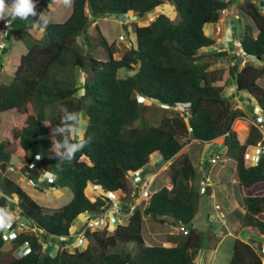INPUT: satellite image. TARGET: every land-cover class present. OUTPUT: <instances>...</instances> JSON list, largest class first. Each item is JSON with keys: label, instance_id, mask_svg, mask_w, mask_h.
Returning a JSON list of instances; mask_svg holds the SVG:
<instances>
[{"label": "trees", "instance_id": "16d2710c", "mask_svg": "<svg viewBox=\"0 0 264 264\" xmlns=\"http://www.w3.org/2000/svg\"><path fill=\"white\" fill-rule=\"evenodd\" d=\"M52 1L35 0L36 15L12 19L8 32V36L28 37L30 43L12 80L0 83V114L12 115L10 121L0 120V183L4 193L0 209L8 211L10 199L17 195L20 216L32 224L23 230L17 220L12 222L9 228L20 230L10 240L6 228L0 227V264H195L204 235L193 228L197 205L192 195L196 194L189 183L179 182L184 175L188 178L194 173L189 159L177 170L173 188H160L128 223L110 232L89 233L87 248L71 252L61 247L52 255L44 245L48 238L65 244L81 214L101 209L104 202L100 198L93 201L86 193L90 182L110 189L125 188L126 175L147 165L153 154L160 153L165 161L174 159L184 147L181 138L213 142L223 137V145L236 158L241 186L249 189L264 182V154L256 163L246 160L248 148L262 141V132L250 123L246 141L240 140L233 127L246 112L235 108L230 98L234 92L247 94L244 105L249 111L258 106L264 120V85L260 84L264 80V0H243L239 5L249 20L241 45L248 56L261 59V65L249 61L242 68L237 54L212 50L217 40L206 33V26L218 24L223 11L236 5L235 0H72V13L66 21H48L42 26L37 13L49 11ZM166 4L174 5L175 15L162 12L148 25L138 23ZM105 14L136 19L134 46L125 48L119 58L115 56L116 45L108 42L97 24L99 44L107 49L108 59L89 56L80 48L79 38L88 39L90 25ZM35 28L38 36L32 34ZM2 52L5 54L7 47ZM226 58L234 64L209 70L214 60ZM121 69H127L125 76H120ZM78 70L85 78L82 85L78 84ZM230 79L237 91L225 92ZM145 98L149 104L144 103ZM187 103V112L172 110L169 115L165 109ZM47 107L53 109V115L47 116ZM62 107L84 115L85 130L80 136L73 135L72 141L90 140L71 163L60 161L54 152V141L60 138L54 137L52 128L60 124ZM152 107L161 112V116L156 113L160 118L157 124L146 119ZM13 146H18L23 166L38 162L45 171L56 174L57 179L48 185L69 189L71 201L48 211L5 176ZM240 199L246 210L238 215L242 226L264 238L260 217L264 194ZM149 216L161 223H184L190 231L170 234L166 245L147 244L143 225L144 217ZM8 242L10 248L5 249ZM121 244H134L135 248H119ZM24 247L25 252L18 254ZM229 264L264 262L251 242L238 239Z\"/></svg>", "mask_w": 264, "mask_h": 264}, {"label": "rangeland", "instance_id": "374dc122", "mask_svg": "<svg viewBox=\"0 0 264 264\" xmlns=\"http://www.w3.org/2000/svg\"><path fill=\"white\" fill-rule=\"evenodd\" d=\"M166 12H168V9H165ZM72 13V0H53L50 3V10L44 11L41 13H37V16L40 17L43 15L48 21H54V22H64L66 21ZM229 14V13H228ZM222 16H225L224 13H222ZM222 18V17H221ZM234 22L236 24V30L237 34L235 37L237 40L235 42L232 40L234 39L232 28L228 26V31L225 32V27L222 26V28H217L218 32L221 33V37H224L225 44L227 46L233 47L234 50H241V38L244 33V24H242L244 18H241V16H235L234 15ZM126 19L122 15L118 14H105L102 16H99L95 19V25L97 24L103 33L104 37L108 40L110 44H115L117 47V57H121L125 45L126 40L122 38V32H123V25L121 24ZM176 21L179 20V15L176 16ZM233 21V20H231ZM142 25H147L148 21H143L141 23ZM95 25L90 26L88 30V39H85V37L79 38V43L81 45V50L83 52H86L87 55H93L96 58H100L103 60L108 59V51L107 49L99 44V40L101 39V36L99 34L98 29ZM213 25H207L206 26V33L215 37V31H213ZM229 41V42H228ZM29 43L30 39L28 37H22L18 35H11L7 38L6 45H7V51L5 54H3V48L0 47V83L5 82L8 83L12 80L15 70L20 62V58L22 54H25L29 50ZM238 59L242 62L243 59L238 57ZM230 62L231 60L228 59ZM4 66H3V64ZM214 64L215 68H221L226 67L227 60L225 59H218L214 60L211 65ZM224 67V68H225ZM56 69V68H55ZM77 73L78 78V84L82 85L84 81V76L79 72ZM127 69H121L120 70V76H125L127 74ZM261 85H264V80L260 81ZM234 85V82L230 80L227 91L229 92L231 87ZM226 91V92H227ZM241 94V93H240ZM232 96H230L231 98ZM233 100V103L235 105V108H241L246 112L245 118H240L237 120L234 124V130L238 132V136L242 142H245L249 133V124L254 120L255 118V109L252 108L253 111H249V109L246 108L244 105V99L239 98V96H235L234 98H231ZM150 101L145 104H149ZM154 108V107H152ZM168 114L171 115L172 110H182V108L179 107H173V109L168 106L167 108ZM152 109L150 112L146 113V119L150 123H158L157 121L160 119L158 116H161V112ZM179 111V110H178ZM156 113H160L158 116H156ZM46 114L47 116L53 115V109L50 107L46 108ZM84 116V115H83ZM82 116V124L80 126V131L84 130V117ZM156 117V118H155ZM12 118L11 114H0V120L1 123L7 120L10 121ZM7 119V120H6ZM138 124V123H137ZM6 127V126H5ZM80 132H78V136H80ZM182 142L184 143L183 149L174 157L173 160L165 161L160 153H155L150 157V169L152 172H156L157 170L160 171V174L158 176V179L156 181V185H154L153 188H162V187H168L173 188V178L177 174L178 169H182L185 165L186 159H189L191 163L194 165V173L190 175L188 178H186V175L183 176L182 181H179L180 183H189L191 188H193V193L196 194V196L192 195V201L197 205V215L195 219L193 220V224L202 226H209V229L215 230V231H224L227 232L221 223L220 220H213L217 216V210L215 209V205L219 204L221 205V209L225 210L224 203L230 204V202L234 201L235 194L233 190L231 189L232 186H234L236 189L235 192H240V189H238V185L236 186L234 184L235 179H238V173L236 169V158L235 156L228 151V149L223 145L224 138L216 139L212 142H202L196 139H186L181 138ZM255 147L248 148L246 156L248 157V154L254 152ZM18 146H13L11 148V152L13 154L12 157V163L11 165L4 171L3 174L5 176L11 178L12 180L16 181L18 184H20L40 205L46 208V210H55L63 205H66L71 201L73 198V194L69 189L49 186V175L45 172L43 166H39V163L36 162L35 168L29 169L27 172V169H23L24 167L20 160V157L17 153ZM215 152H220L222 154V159L219 160V163L215 164L210 172V178L211 182L215 189V196L212 197L208 194H201L200 193V183L201 180L204 178L203 172L199 171V164H201L204 161H207L211 158L212 155L216 154ZM250 163L248 159V164ZM11 166L15 168V170L11 169ZM3 172V171H1ZM27 172V174H26ZM33 175L38 176L37 179H35L36 185L30 183L28 181V177ZM232 185V186H231ZM41 189V190H40ZM43 189V190H42ZM87 195L92 199L91 197V189L90 187L86 190ZM246 194L250 195H262L264 194V182L259 183L255 185L252 188H245ZM2 193V189L0 188V196ZM1 198V197H0ZM19 197L15 195L13 199H10V204L8 207L7 213L12 216V220L16 221L18 219L20 208L18 206ZM226 212V210H225ZM229 212H227L228 217ZM83 216H79L78 219L74 222L72 231H75L77 227L81 224V219ZM260 217L264 220V213L260 215ZM209 218V221L207 222ZM229 220L228 218H226ZM225 219V220H226ZM10 222V223H11ZM9 223V224H10ZM8 224V226H9ZM7 227V226H6ZM21 228L27 229V225L21 226ZM196 228V227H195ZM200 231V230H199ZM169 232L177 234L179 232L178 229V223H176L173 220H170L167 223H161L155 220L153 217L149 216L145 219V225H144V236L149 239V235L156 236V238H159L158 242H153L152 244L155 245H161V241H166L167 234ZM202 232V231H201ZM205 235V233H203ZM242 237V233L240 234ZM243 237H246V234L243 233ZM250 238H247L246 240H249ZM154 240V238H153ZM208 240V237L206 238V241ZM255 240H259L256 238ZM55 242L52 240L47 239L44 245V249L47 253L55 255L57 251L60 249L62 242L59 239H54ZM217 241V239H216ZM225 244L224 246H232L235 242V237L227 236L224 239ZM204 244L205 238H204ZM10 244L9 242L5 245V249H9ZM119 248H124L128 250H133L135 248L134 244H121ZM84 249V248H82ZM234 251V248H233ZM23 253V252H22ZM20 254V252H18ZM231 256V254H230ZM233 256V255H232ZM229 259V263L232 259ZM216 264V263H215Z\"/></svg>", "mask_w": 264, "mask_h": 264}, {"label": "built area", "instance_id": "2783aa9c", "mask_svg": "<svg viewBox=\"0 0 264 264\" xmlns=\"http://www.w3.org/2000/svg\"><path fill=\"white\" fill-rule=\"evenodd\" d=\"M153 20V17L150 18V21ZM128 22V20H127ZM10 25V21H9ZM5 26L6 31L10 28ZM34 34H37V30H34ZM123 38L127 39L128 34L124 33ZM130 46L132 42L128 43ZM259 62V59H255ZM183 107V106H179ZM184 111H189L187 106L183 107ZM255 125L259 127L263 133L264 140V120L261 116H258L255 120ZM264 153V141L258 142L257 147H255L254 152L248 154V159L252 163H256L261 154ZM221 159L220 154H215L211 157L208 164L200 165V170L204 173V179L200 183V193L207 194L209 187L211 185V178L209 176V168L213 167ZM34 164H31L30 167H33ZM14 170L13 167H11ZM157 174H150L147 172L145 167L139 168L136 171H131L127 175L128 184L127 188L119 189H110L102 187L99 184L90 183L91 197L93 201H97L99 198L104 202L101 209L91 214L86 212L83 214L81 219V224L76 228L75 231H72L71 234L65 237L64 248L74 252L76 249H82L88 246L89 244V233L94 232H105L112 231L117 225L126 224L130 218L135 214L136 210L145 207L152 194H153V184ZM53 177H56L53 175ZM30 182L34 184V180L30 179ZM2 194V193H1ZM215 209L217 212V218L225 219L226 212L224 209H221V205L216 204ZM19 218V216H18ZM21 222V220H19ZM19 222V223H20ZM22 226L24 223H20ZM180 230L184 234L189 233V228L185 225L180 226ZM12 232V231H11ZM257 252L262 257L264 262V244L259 245L255 244L254 246Z\"/></svg>", "mask_w": 264, "mask_h": 264}, {"label": "clouds", "instance_id": "9594fccd", "mask_svg": "<svg viewBox=\"0 0 264 264\" xmlns=\"http://www.w3.org/2000/svg\"><path fill=\"white\" fill-rule=\"evenodd\" d=\"M35 16L36 15V12H35V0H10V2H9V0H0V20H2V22H1V24H0V27H1V30H0V44H1V48H4V47H7V45H6V41H7V38L9 37L8 36V32H9V30L12 28V19H15V18H17V17H19L20 19H27L29 16ZM151 17H153V20L157 17V16H155L154 15V13L153 14H151V15H149V16H147V17H145V18H143V19H138L137 21H138V23L140 24V25H142L141 23L143 22V21H148V24L150 23V22H152L153 20H151L150 21V18ZM124 19H126L124 22H122V20H121V24L123 25V32H122V38H123V34L124 33H127L128 34V38L127 39H125L127 42H126V45H125V48H131V47H133L134 46V43H135V41H136V37H135V39L133 38V36H132V33L134 32V30L132 31V29H131V24L133 25V22H134V20H136L133 16H124ZM127 20H128V22H127ZM9 21H10V25H9ZM39 22H40V24L42 25V26H46L47 25V23H48V20L43 16V15H41L40 17H39ZM6 24V27H9L10 26V28L6 31V34H5V25ZM147 24V25H148ZM91 26V25H90ZM34 30H37V34H34ZM32 34L34 35V36H38L39 35V30L38 29H33L32 30ZM134 35V34H133ZM124 39V38H123ZM129 42H132V44H131V46L128 44ZM241 47H242V45H241ZM243 48V47H242ZM213 49H215V50H218V51H221L222 50V48H220V47H218L217 45L216 46H214V47H212V50ZM3 50V49H2ZM244 50V49H243ZM232 53H235V52H232ZM235 54H237V53H235ZM245 54L246 55H244V57H245V59L243 58V61L241 62L239 59V61L241 62L240 63V65H241V67L240 68H242L247 62H249V61H252V62H254L256 65H261V59L259 58V57H257V56H254V57H252V56H248L247 55V53L245 52ZM115 56H116V54H115ZM117 57V56H116ZM237 58H238V55H237ZM242 59V58H241ZM255 59H259V62H257ZM231 60V59H230ZM232 62H233V64H234V62L235 61H233V60H231ZM232 64V65H233ZM81 74H82V72H81ZM147 101V103L149 102V99H144V103ZM183 106V107H185V106H187V108H188V110H189V107H190V104L189 103H187V104H179V105H177V106H175V107H179V106ZM183 107H179V108H182V110H180V109H178L179 111H182V112H186V111H184V109H183ZM255 111H256V113H255V118H254V120L251 122V123H254L255 124V120H256V118L258 117V116H261L262 117V114H261V111H260V109L258 108V106H255ZM61 113H62V116H61V119H60V124L58 125V126H56L55 128H52V132H53V134H54V137H59L60 138V140H59V142H56V141H54V152L58 155V157H59V159H60V161H62V162H67V163H71V161L74 159V157H75V153L76 152H78V151H80L81 149H83L85 146H86V144L87 143H89L90 142V140H85V139H80V140H78V141H76V142H73L72 141V136L73 135H75V134H77L79 131H80V126H81V124H82V116H81V113H79V112H76V111H70L68 108H66V107H62L61 108ZM263 118V117H262ZM69 121H71V123H69ZM85 122V121H84ZM258 127V126H257ZM262 135H263V133H262ZM262 141H264L263 139H262ZM213 143V142H212ZM258 145V144H257ZM257 145L256 146H251V147H257ZM250 148V147H249ZM216 154H220L221 155V159H222V154L220 153V152H215ZM264 154V153H263ZM263 154H261V156L263 155ZM215 155V154H214ZM214 155H212V156H214ZM211 156V157H212ZM261 156H260V158H261ZM211 159V158H210ZM210 159L209 160H207V161H204V162H202L201 164H199V171L200 172H202L201 170H200V165H202V164H208L209 163V161H210ZM220 159V160H221ZM173 160V159H172ZM246 160H247V163H248V157L246 156ZM219 163V162H218ZM31 164H34V166L33 167H30V165ZM249 164H251V162L249 163ZM11 167H13V166H11ZM142 167H145L146 168V170H147V172L148 173H150L151 175L152 174H157L158 173V175H156V178H155V181H154V184H153V187H154V185H156V181H157V179H158V176H159V174H160V171H162V170H157L156 172H152V170L150 169V162L147 164V165H145V166H142ZM142 167H140V168H142ZM14 168V167H13ZM23 169L25 168V169H27V172L29 171V169H33V168H35V163H30L29 165H27V166H24V167H22ZM213 167H211V168H209V176H210V172H211V169H212ZM14 170H15V168H14ZM138 170V169H137ZM132 171H136V170H132ZM27 172H26V174H27ZM48 175H49V178H48V180H49V182L50 181H53V180H56L57 179V175L56 174H52V173H49V172H47V171H45ZM131 172V171H130ZM129 172V173H130ZM128 173V174H129ZM127 174V175H128ZM204 174V173H203ZM53 175H55L56 177H53ZM127 175H126V180H127V184H128V179H127ZM29 179H28V181L30 182V179H33L34 180V185H36V183H35V179L32 177V176H29L28 177ZM204 179V178H203ZM202 179V180H203ZM201 180V181H202ZM31 183V182H30ZM91 183V182H90ZM90 183L88 184V186H87V188L88 187H90L89 185H90ZM33 184V183H32ZM49 184V183H48ZM0 188L2 189V187H1V183H0ZM87 188H86V190H87ZM106 188V187H105ZM125 188H127V187H125ZM122 189H124V188H122ZM160 188H153V194L155 193V192H157L158 190H159ZM212 190V191H211ZM210 191H211V194H213V189H212V182H211V185H210V187H209V191H208V195L210 194ZM87 193V192H86ZM153 194H152V196H153ZM4 195V193H3V191H2V194H1V196H3ZM0 196V197H1ZM151 196V197H152ZM150 200H151V198H150ZM150 200H149V202H150ZM149 202H148V204L145 206V207H143V208H146L148 205H149ZM142 208V207H141ZM225 211V210H224ZM84 214V213H83ZM83 214H81L80 216H83ZM217 217V216H216ZM226 218H227V212H226ZM225 218V219H226ZM80 219H81V217H80ZM224 219V220H225ZM11 220H12V216H10L8 213H7V211H5V210H3V209H0V227H5L6 228V234H7V238H8V240H10L12 237H13V235L14 234H16L17 232H18V230H20V229H10L9 228V226H10V224L12 223L11 222ZM19 220H21L22 221V223H24L25 225L27 224V223H25L23 220H22V216H20V214H19V218L17 219V224H19L20 226H22L20 223V221ZM222 220V219H221ZM11 222V223H10ZM14 222V221H13ZM20 222V223H19ZM10 223V224H9ZM128 223V222H127ZM8 224H9V226H8ZM178 225H179V230H180V226L181 225H185L184 223H178ZM7 226V227H6ZM186 226V225H185ZM188 227V226H187ZM73 228V227H72ZM72 228H71V232H72ZM189 228V227H188ZM12 231V232H11ZM189 231H190V229H189ZM180 232L181 233H183L181 230H180ZM71 234V233H70ZM184 234V233H183ZM250 242L253 244V246H255V244H259V245H263L264 243L262 242V239H260V240H258V241H255V242H253V241H251L250 240ZM63 245L64 244H62L61 245V247H63ZM89 245V244H88ZM26 247V246H25ZM25 247H24V249H22V251H20V254L22 255L24 252H25ZM60 247V248H61ZM88 247V246H87ZM87 247H85V248H87ZM64 248V247H63ZM84 248V249H85ZM79 250H83V249H79ZM70 251V250H69ZM23 252V253H22ZM72 252V251H71Z\"/></svg>", "mask_w": 264, "mask_h": 264}, {"label": "crops", "instance_id": "0c3cea01", "mask_svg": "<svg viewBox=\"0 0 264 264\" xmlns=\"http://www.w3.org/2000/svg\"><path fill=\"white\" fill-rule=\"evenodd\" d=\"M235 1H236V5L232 9L223 11V13H224V15H226V17L222 16V18L218 24H211V25H213L212 26L213 31H215V30L216 31H215V37H213L211 35L210 36L217 40V46L218 47L225 49L229 52H235V53H237L238 57L245 59L244 55H246V54H245V51L243 50V48L241 47V50L237 51V50H234L233 47L227 46L225 44L224 37L223 38L221 37L222 32L221 33L218 32V29H217V28H222V26H224L226 28L225 32H227L228 26L231 27L232 31H233V35H234V39L232 40V42L233 41L235 42V40H237V38L235 37V35L237 34V30H236V24H235L234 18H233L234 15L235 16H241V18H244V20L242 22V24H244V25L249 20L246 17V15L241 13L240 8H239V5L243 2V0H235ZM166 8L168 9V12L165 11ZM162 12H166L170 16H173L176 13L175 7L172 4H166L162 8H159L158 10H156L153 13L155 16H158ZM231 20H233V21H231ZM1 22H2V20H0V24H1ZM92 25H95V21L91 24V26ZM130 27L133 31L134 29H133L132 24ZM0 30H1V27H0ZM133 34H134V32L132 33V36L135 39V35H133ZM0 46H1V44H0ZM7 53H8V51H7ZM116 55H117V53H116ZM228 59L229 58L225 59V61L227 60L226 67L224 66L225 68H228L233 64V62L232 61L229 62ZM2 64H3V62H2ZM3 66H4V64H3ZM224 67H222V70L225 69ZM220 69L221 68H215L214 64L209 67V70H220ZM230 80L234 82V85L231 87L229 92L235 91L237 89L235 81L233 79H230ZM235 96H239V98H241V99L248 97L247 94H242V93L240 94L238 92H234L231 98H234ZM84 130H85V126H84ZM84 130L80 131L81 135L83 134ZM234 184L236 186L238 185V189H240V192L237 191V193H236L234 190L236 188L231 185L232 186L231 189L233 190V192L236 196L234 198V201L230 202V204L224 203V208H225L226 212H229L228 217H227L229 220H227V219L221 220L217 217L213 219V220H220L221 221L223 228L227 231L226 233L224 231L222 232V231H215V230L209 229V226L200 227V225H198V224H196V225L193 224V228L196 227L195 229H197L198 231L200 230L203 233H205L204 238H205V243H207L206 245L205 244L203 245V248L199 249L195 253V264H215V263L216 264H229V259L233 255V248H234L235 242L238 239L244 240L246 242H250V240L254 242V241H257L255 239L258 238L259 240L262 239V242L264 243V238L259 236L254 230L248 229V228H245L242 226L241 220H240L238 215H239V213H245L246 210H245V207H244L240 197L241 196L244 197L245 195H250V194H246L245 188L242 187L240 182H239V178L235 179ZM212 189L214 192H213V194H211V191H212L211 190L209 195L214 197L215 196V189H214L213 184H212ZM146 218L147 217H144V225H145V219ZM207 222H212V221H209V218H208ZM144 225H143V231H144ZM178 229H179V225H178ZM178 233H181L180 230ZM241 233H242V237L240 236ZM243 233L246 234V237H243ZM170 234H175V233L169 232L167 234L166 241H161L162 242L161 245H166L168 243V238H169ZM227 236L235 237V242L233 243L232 246H229V245L227 247L224 246V244H225L224 239ZM207 237H208V240L206 241ZM144 238H145L147 244H152L153 242H155V240H156V242L159 241L158 240L159 238H156V236H153L154 240H153L152 236H150V235H149V239H147L145 236H144ZM247 238H250V239L246 240ZM216 239H217V241H216ZM157 244L158 243H156L155 245H157ZM230 254H231V256H230Z\"/></svg>", "mask_w": 264, "mask_h": 264}, {"label": "water", "instance_id": "95a60500", "mask_svg": "<svg viewBox=\"0 0 264 264\" xmlns=\"http://www.w3.org/2000/svg\"><path fill=\"white\" fill-rule=\"evenodd\" d=\"M3 169H5V164H3ZM22 220L29 225L32 224L31 220L28 219L26 216H22Z\"/></svg>", "mask_w": 264, "mask_h": 264}]
</instances>
